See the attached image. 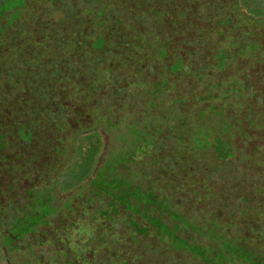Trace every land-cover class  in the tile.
<instances>
[{"label": "rangeland", "instance_id": "1", "mask_svg": "<svg viewBox=\"0 0 264 264\" xmlns=\"http://www.w3.org/2000/svg\"><path fill=\"white\" fill-rule=\"evenodd\" d=\"M263 30L264 0H0V237L33 251L30 263L29 251L23 262L9 251L17 263L264 264V182L242 191L224 176L244 165L236 133L264 137ZM78 60L88 77L110 79L105 99L88 86L82 102L93 106L72 115L101 128L79 177L82 153L66 140L73 106L58 92L73 95L58 82L74 80ZM121 97L143 111L100 113ZM178 139L208 155L206 173L186 153L171 158ZM62 162L67 187L55 175Z\"/></svg>", "mask_w": 264, "mask_h": 264}, {"label": "trees", "instance_id": "2", "mask_svg": "<svg viewBox=\"0 0 264 264\" xmlns=\"http://www.w3.org/2000/svg\"><path fill=\"white\" fill-rule=\"evenodd\" d=\"M252 2H253V0H252ZM244 3H245V1H244ZM247 5H249V3ZM250 5H252L254 7L257 6V4H255V3L250 4ZM90 7H91V4H90ZM259 13H260L259 11L256 12V17H258V18H255V17H253V18L254 19L261 18V17H259L260 16ZM91 14H85V16H84L85 19L88 17L92 19ZM54 25H56V22ZM32 40H33V38H32ZM186 49L187 48L185 47L184 50H186ZM172 53H174V52H172ZM176 53H178L179 55H181L184 58L185 52H183L182 50H179ZM79 64H83L82 60H78L77 62L74 61L73 66H72V70H70V73H73V74L77 73V76L73 77L75 82H74V80H72L70 78L68 73L66 75H64V74L61 75V77L63 79L62 80L60 79L58 82L59 86H65V85L71 84V87L73 88V90H72L73 95L71 97H67L66 94L64 93L65 91L62 88H60V90L58 92L60 95V101H62L65 105L69 104L70 106H73L72 110H71L72 114H70L69 120L67 121V125H66V132H67L66 133L67 134L66 140H67L68 144H71V146H70L71 149L75 148L79 154L82 153V158H81L82 161L78 160L76 163V166L73 170L78 174V177L82 176L84 173L86 174V176H88L87 168L89 166L91 167V169L93 168L92 162L96 159L97 154H98L99 150L101 149L100 139H99V137L101 136L100 135V129L101 128H100V126L93 127L94 124L84 125L83 122H78L77 120H72V115L74 112L81 111L82 108H87V107L93 106V105H91L90 99L84 100L85 102H82L83 99L89 98V96H88L89 94H88V90H87L88 86H90L92 89H94V88L99 89L98 92H96L97 96L93 95L94 98L96 97V98L105 99L107 90L103 89V88H105L108 85V83L110 82L109 75H107L108 77H107L106 82H104L102 79L97 80L98 78L95 76L94 77H92V76L88 77L86 75L85 68L84 69L79 68V67H82ZM87 65H89V64H87ZM252 68L248 69V72H249L248 76L249 77L252 76V74H254L253 72L251 73V71H254V69L252 70ZM103 69H104V67H103ZM77 71H79V72H77ZM120 75L121 76L119 78L118 84L122 83V78H123L122 76L125 75V72L124 73L120 72ZM159 77H164V75H162V72H160L158 76L156 74V76L149 78L148 81L149 82L154 81V80L158 79ZM63 81L65 82V85L63 84ZM252 82H254V81H252ZM112 85L114 86V84H112ZM62 91H63V93H62ZM127 92L128 91L126 90L125 93L127 94ZM198 92H201V91L198 90ZM94 98H92V99L94 100ZM245 99H247V101H251L252 103L255 104V103H257L258 98L254 97V96H250L249 98H244V100ZM244 100L241 102L245 103ZM262 100H263V98H262ZM77 102H81L82 104H80V106H79V104ZM123 102H124V100L122 97L119 98L117 101L114 99L110 103H108L109 105H108V108L106 109V111L103 112V110L101 109L100 113L103 116L104 115L110 116L113 114V115H116V116H118V117H120L126 121L129 116L131 117L130 112H132V110H134V109L139 110L140 106L138 105L137 101H134V102L126 101L125 104ZM262 103L264 104V101H262ZM83 104H85V106ZM74 107H77V110L73 111ZM141 108H140V110H141ZM256 108H257L256 111L262 113V116H260L262 119L261 122H260V119L257 120V123L259 125H261V127H262L263 123H264V106L259 105ZM124 111H126V113H124ZM141 111H143V110H141ZM177 113H178V111L175 109V107H173L172 109H170L168 111L167 114L168 115H176ZM102 115H100L97 118L100 119L102 117ZM245 119L250 122L251 120L249 119V115H246L245 118H243L244 128L249 130L248 127L246 126L247 124L245 122ZM129 120H130V118L128 119V121ZM84 126H87V128ZM190 126H191V124H190ZM191 127L186 126V128H183L184 131L186 132V137L189 135V133H191ZM112 131L113 130H110V128H108L107 131H105V135H106L105 137H106V140L108 143L110 142L109 138L112 135ZM243 134H244V132L242 130L239 131L238 133L235 134L233 140H234L235 146L237 147V151L238 152L240 150L242 151L238 155L241 156L242 159L245 160L244 165H242V169H238L237 167H233V166H227L226 168H224V170L226 171L225 172L226 174H224V176H226L227 178L236 177L238 183L240 184L239 185L240 189L242 191H246L247 189H250L249 186L250 185L252 186L255 178H259V180H262V182H264L263 177L260 175L261 171L263 169V164H264L263 156L264 155L261 156L262 158H259L260 154L261 153L263 154V151H264V137L262 138V136L253 132L252 135L256 136V140L251 139V141H248L246 139L247 136L243 137ZM255 134H257V135H255ZM174 136L176 137L177 135L175 134ZM258 136H260V137H258ZM179 140L180 139L175 141L176 145H174V149L171 148V158H179V157L183 156L184 153H186V155H189L191 158L190 160H192V162L194 163L193 164L194 170L195 169H201L204 171V173H206L207 169H209V166H206L207 162L205 161L206 159L209 160V157L207 158L208 155L205 156L204 158H199L197 156L198 155L197 152H191V148H190L187 141H186L185 145H182L183 146L182 147ZM109 146H110V143L108 144L107 149H109ZM235 146H234V148H235ZM178 152L182 153V155L179 156ZM258 158H259V161H258ZM58 167H59V170L57 172H55L56 173L55 175H57V177L60 178V180H61V181L59 180V183H61L60 185L67 187V182L70 181L68 178H70L72 172H70V173L68 172L67 168H69V167H68V165L65 166V164L63 162ZM213 168L216 169V167H213ZM70 169L71 168H69V170ZM229 170H231V171H229ZM203 171H200V172H203ZM211 172H212V170H211ZM252 178H253V180H252ZM250 180L252 181L251 183H249ZM221 181H223V180H220V182ZM135 191L137 193H139L141 195V197L147 196L146 195L147 191L142 190L141 187H140V189L137 188ZM232 200H234V198ZM9 242H10V240H8L6 237H4V236L0 237V264H20V263H17L18 260H16L15 257H13L12 255L9 254V251H11V250L14 251V253H13L14 255L18 254V255L22 256L20 262L24 261L23 260L24 255L20 254V252L23 249H24V253H27L29 251L27 253L29 255V258H27V259L25 258V259L28 260L29 263H30V261H32L31 256L33 254V251L31 249L30 250L25 249V248H22V250H20V249L17 250V248L12 249L13 247L10 248ZM11 257L13 259H11Z\"/></svg>", "mask_w": 264, "mask_h": 264}, {"label": "flooded vegetation", "instance_id": "3", "mask_svg": "<svg viewBox=\"0 0 264 264\" xmlns=\"http://www.w3.org/2000/svg\"><path fill=\"white\" fill-rule=\"evenodd\" d=\"M73 115H74V113H73ZM78 115H81V116L84 115L83 111H82V110L79 111ZM85 115H88V114H85ZM81 116H80V117H77L76 120H77L78 122H83V123H84L86 119H85V117H81ZM75 125H76V124H75Z\"/></svg>", "mask_w": 264, "mask_h": 264}]
</instances>
